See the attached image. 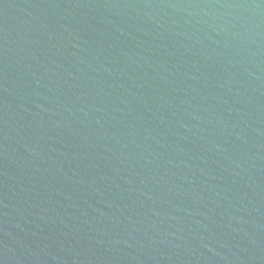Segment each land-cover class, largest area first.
I'll return each mask as SVG.
<instances>
[{
    "label": "water",
    "instance_id": "obj_1",
    "mask_svg": "<svg viewBox=\"0 0 264 264\" xmlns=\"http://www.w3.org/2000/svg\"><path fill=\"white\" fill-rule=\"evenodd\" d=\"M0 264H264V0H0Z\"/></svg>",
    "mask_w": 264,
    "mask_h": 264
}]
</instances>
